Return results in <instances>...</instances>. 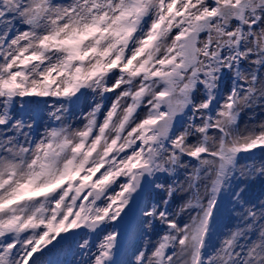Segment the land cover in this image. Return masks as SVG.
<instances>
[{
    "label": "snow or ice",
    "instance_id": "snow-or-ice-1",
    "mask_svg": "<svg viewBox=\"0 0 264 264\" xmlns=\"http://www.w3.org/2000/svg\"><path fill=\"white\" fill-rule=\"evenodd\" d=\"M0 264H264V0H0Z\"/></svg>",
    "mask_w": 264,
    "mask_h": 264
},
{
    "label": "rangeland",
    "instance_id": "rangeland-1",
    "mask_svg": "<svg viewBox=\"0 0 264 264\" xmlns=\"http://www.w3.org/2000/svg\"><path fill=\"white\" fill-rule=\"evenodd\" d=\"M245 119H247V117H245ZM259 190H260V188H259V185H257V186H256V188H255V192H257V193H258V192H259ZM69 259H71V257H69Z\"/></svg>",
    "mask_w": 264,
    "mask_h": 264
}]
</instances>
